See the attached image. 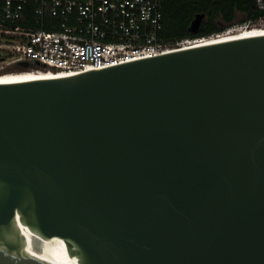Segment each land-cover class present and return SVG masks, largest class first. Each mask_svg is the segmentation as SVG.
<instances>
[{
  "label": "water",
  "instance_id": "water-1",
  "mask_svg": "<svg viewBox=\"0 0 264 264\" xmlns=\"http://www.w3.org/2000/svg\"><path fill=\"white\" fill-rule=\"evenodd\" d=\"M0 264H264V32L1 75Z\"/></svg>",
  "mask_w": 264,
  "mask_h": 264
},
{
  "label": "built area",
  "instance_id": "built-area-1",
  "mask_svg": "<svg viewBox=\"0 0 264 264\" xmlns=\"http://www.w3.org/2000/svg\"><path fill=\"white\" fill-rule=\"evenodd\" d=\"M253 2L264 11V0ZM28 6L31 23L22 25ZM162 7L163 0H0V74L46 70L67 76L194 46L235 27L166 40L159 36ZM259 23L264 16L239 27Z\"/></svg>",
  "mask_w": 264,
  "mask_h": 264
},
{
  "label": "trees",
  "instance_id": "trees-1",
  "mask_svg": "<svg viewBox=\"0 0 264 264\" xmlns=\"http://www.w3.org/2000/svg\"><path fill=\"white\" fill-rule=\"evenodd\" d=\"M30 9L26 7L20 24L31 23ZM197 14H203V18L192 32L190 23ZM263 16L264 11L258 10L253 0H163L159 36L166 40L207 36L234 25L253 23Z\"/></svg>",
  "mask_w": 264,
  "mask_h": 264
},
{
  "label": "bare ground",
  "instance_id": "bare-ground-1",
  "mask_svg": "<svg viewBox=\"0 0 264 264\" xmlns=\"http://www.w3.org/2000/svg\"><path fill=\"white\" fill-rule=\"evenodd\" d=\"M258 32H264V23L250 25L248 27H244V26L234 27L222 35H219L216 37H211V38H208L206 40H202L201 42H198L195 45L207 44V43L219 41V40L234 37V36L250 34V33H258ZM17 72L29 73V74H32V75L37 76L39 78H49V77H55V76L59 75V74H55L51 71H46V70H22V71H17ZM6 73H9V72L1 73L0 76L4 75ZM59 76H61V75H59Z\"/></svg>",
  "mask_w": 264,
  "mask_h": 264
},
{
  "label": "rangeland",
  "instance_id": "rangeland-1",
  "mask_svg": "<svg viewBox=\"0 0 264 264\" xmlns=\"http://www.w3.org/2000/svg\"><path fill=\"white\" fill-rule=\"evenodd\" d=\"M253 24V23H252ZM235 27H239L240 25H234Z\"/></svg>",
  "mask_w": 264,
  "mask_h": 264
}]
</instances>
